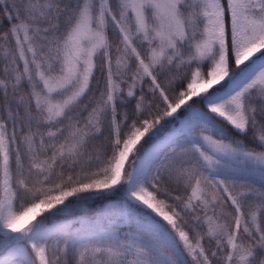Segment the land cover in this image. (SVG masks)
Masks as SVG:
<instances>
[{"label":"snow or ice","instance_id":"snow-or-ice-1","mask_svg":"<svg viewBox=\"0 0 264 264\" xmlns=\"http://www.w3.org/2000/svg\"><path fill=\"white\" fill-rule=\"evenodd\" d=\"M0 264H264V0H0Z\"/></svg>","mask_w":264,"mask_h":264},{"label":"trees","instance_id":"trees-1","mask_svg":"<svg viewBox=\"0 0 264 264\" xmlns=\"http://www.w3.org/2000/svg\"><path fill=\"white\" fill-rule=\"evenodd\" d=\"M120 197V194L117 195V197L112 198L111 200L113 201H117ZM104 207V205H102V207H92V208H86L80 211L74 210L72 213L66 215V216H62V217H75L76 219L74 221H77L79 218H84L86 220H94L97 216V213L99 212L100 209H102ZM58 218V217H57ZM79 224L78 223H74L73 227H78ZM121 231H126V229H121Z\"/></svg>","mask_w":264,"mask_h":264},{"label":"rangeland","instance_id":"rangeland-1","mask_svg":"<svg viewBox=\"0 0 264 264\" xmlns=\"http://www.w3.org/2000/svg\"><path fill=\"white\" fill-rule=\"evenodd\" d=\"M118 195V194H117ZM117 195H114V196H110L109 197V200H111L112 198L114 197H117ZM107 201H100V200H97V201H92L90 202L88 205H87V208H92V207H102V205H104ZM80 210H83V209H77V211H80ZM57 219V218H56ZM58 220H65V221H69L70 222V219H58Z\"/></svg>","mask_w":264,"mask_h":264}]
</instances>
